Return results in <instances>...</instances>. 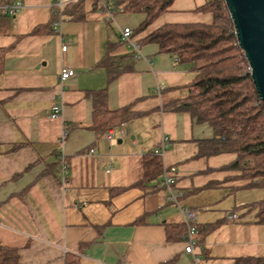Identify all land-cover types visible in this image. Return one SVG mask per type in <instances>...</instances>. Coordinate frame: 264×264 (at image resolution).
<instances>
[{
	"label": "crops",
	"instance_id": "obj_1",
	"mask_svg": "<svg viewBox=\"0 0 264 264\" xmlns=\"http://www.w3.org/2000/svg\"><path fill=\"white\" fill-rule=\"evenodd\" d=\"M20 1L24 7L15 16H0V243L18 250L19 264H66L69 254L77 264H195L184 251L178 208L155 186L160 172L142 179L148 151L163 140L161 169L176 167L179 203L196 212L200 264H234L253 255L256 243L247 236L255 217L245 220L246 200L238 208L235 203L227 214L232 219L223 218L224 201L251 188L239 171L223 168L236 155L196 157L198 142L213 137L211 127L168 108L187 98L195 73L155 43L135 52L121 40L122 29L133 31L144 15L108 18L98 2L82 0L74 10L81 17L74 18L77 0H63L58 35L51 26L53 0ZM207 1L174 0L132 38L166 23L208 24L211 13L197 10ZM62 65L75 76L60 84ZM102 89L108 111L128 107L134 116L99 128L93 95ZM57 104L59 117H49ZM111 128L119 135L107 141L103 133Z\"/></svg>",
	"mask_w": 264,
	"mask_h": 264
},
{
	"label": "trees",
	"instance_id": "obj_2",
	"mask_svg": "<svg viewBox=\"0 0 264 264\" xmlns=\"http://www.w3.org/2000/svg\"><path fill=\"white\" fill-rule=\"evenodd\" d=\"M81 2L77 0L72 6V17H81L74 14ZM97 2L95 0L94 4ZM173 2L111 0V5L113 14L144 15L143 21L132 31V34H137L166 12ZM197 10L211 13L212 21L208 24L166 23L137 43L139 46L155 43L159 52L174 55L179 63L187 65L195 73L187 84L188 98L175 101L168 107L188 112L196 123H207L211 127L213 137L198 142L199 150L195 156L234 153L235 159L223 168L239 171L240 178L249 180V187L264 188V107L248 72V63L237 45L224 0H208ZM4 53L0 50V72ZM93 96L95 121L101 129L134 116L128 107L108 111L104 106L105 89ZM147 155L142 179L151 181L161 171V165L158 156ZM248 207L256 208L255 223L264 226V199ZM0 264H19L18 250L0 243ZM66 264H77L76 256L67 255ZM234 264H264V255L241 256L235 259Z\"/></svg>",
	"mask_w": 264,
	"mask_h": 264
},
{
	"label": "built area",
	"instance_id": "obj_3",
	"mask_svg": "<svg viewBox=\"0 0 264 264\" xmlns=\"http://www.w3.org/2000/svg\"><path fill=\"white\" fill-rule=\"evenodd\" d=\"M100 3V6L102 9L106 12L108 18H112L113 12H112V5L111 0H98ZM65 1L63 0H53L50 8L52 13V22L51 26L54 32H57L58 35L61 33V24L63 21V7L65 5ZM24 7V4L20 0H16L13 2H7L0 4V14L8 15V16H15V14L21 10ZM121 40L127 42L135 52L139 51V45L137 41H135L132 38V30L129 27H124L121 31ZM62 51L66 50V45H63L61 47ZM175 60H177L176 57H174ZM249 72V67H248ZM75 76V70L73 67L69 65H62L59 72V81L60 84L64 83L69 78H72ZM156 91L159 93L161 91V87L157 86ZM61 112L60 106L53 105L51 107V111L49 114V117L56 118L59 117ZM119 133L115 129H108L103 133V138L107 141H112L115 139ZM66 137V132L63 131L61 135V139H64ZM166 142L163 140L160 145L151 151H148L147 154H153L155 156H162L165 151ZM90 152H95L94 149H90ZM59 173L61 178V183L65 184L67 179V168L66 164L63 160V157L61 158V163L59 167ZM176 175H177V169L175 166H164L162 167L160 173L157 175L155 186L157 188H161L165 191L166 199L168 202L175 205L183 219V223L185 226V248L184 251L187 254H190L192 261L195 264H200L199 255L195 252V249L197 247L195 235L197 233V227H196V212L193 210H190L186 208L185 206H182L179 203L180 198L182 197V192L179 190V188L176 185ZM228 219H232L233 215L229 214L227 216Z\"/></svg>",
	"mask_w": 264,
	"mask_h": 264
},
{
	"label": "water",
	"instance_id": "obj_4",
	"mask_svg": "<svg viewBox=\"0 0 264 264\" xmlns=\"http://www.w3.org/2000/svg\"><path fill=\"white\" fill-rule=\"evenodd\" d=\"M224 4L264 107V0H224Z\"/></svg>",
	"mask_w": 264,
	"mask_h": 264
},
{
	"label": "rangeland",
	"instance_id": "obj_5",
	"mask_svg": "<svg viewBox=\"0 0 264 264\" xmlns=\"http://www.w3.org/2000/svg\"><path fill=\"white\" fill-rule=\"evenodd\" d=\"M98 4L100 5L99 2ZM238 178L240 177L238 176ZM234 199H235V202H234ZM263 199H264V188L262 187H251L247 190L239 191L235 193V195H232L231 198H228L226 201H224L223 205H229L228 207L229 211L223 214V218H226V215L232 212L233 207L235 208L236 206L235 203L238 204L236 208L240 206L239 202H243L240 200H246L245 202H247L248 206H250L252 204L253 205L257 204L259 201ZM255 213H256V208L248 207L247 210L243 213V216H245V220H249V222L251 223L252 219L255 217ZM252 224L254 225L251 226L249 229L250 237L247 236V238L255 242L256 246H255V250H252L250 252H253V255L261 256V255H264V226L258 223H252Z\"/></svg>",
	"mask_w": 264,
	"mask_h": 264
}]
</instances>
